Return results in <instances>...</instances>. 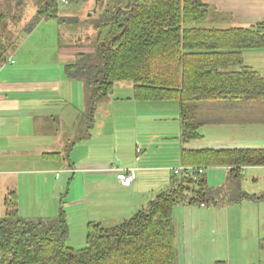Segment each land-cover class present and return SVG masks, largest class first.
<instances>
[{"label": "trees", "instance_id": "16d2710c", "mask_svg": "<svg viewBox=\"0 0 264 264\" xmlns=\"http://www.w3.org/2000/svg\"><path fill=\"white\" fill-rule=\"evenodd\" d=\"M14 1L12 16L0 13V61L15 43L14 26L28 2L36 12L21 30L27 35L58 6L57 0ZM212 14L201 0H109L93 22V51L75 55L64 65V77L84 83L90 115L118 83L131 84L132 99L139 103L177 102L180 141L199 140L202 127L223 121L216 112L264 102L263 76L245 67L230 71L243 66L244 51L264 50V24L209 28ZM46 157L60 160L59 154ZM181 162L194 172L172 174L167 191L119 225L89 222L81 250L68 246L62 200L56 217L25 219L19 216L16 192H7L0 264H178L174 206L216 204L204 171L231 168L240 178L242 168L264 167V150H182ZM243 200L263 201L264 196L239 192L229 203Z\"/></svg>", "mask_w": 264, "mask_h": 264}, {"label": "crops", "instance_id": "0c3cea01", "mask_svg": "<svg viewBox=\"0 0 264 264\" xmlns=\"http://www.w3.org/2000/svg\"><path fill=\"white\" fill-rule=\"evenodd\" d=\"M9 1L0 0V5H9ZM201 1L213 12L209 28L264 24V0ZM15 3L14 0L10 3L14 9ZM75 41L78 45L80 39ZM76 51L64 53L62 63L66 65L82 53ZM14 54L11 52L5 61H0V183L6 193L13 189L18 193V213L21 211L18 183L25 180L19 176L37 175L50 181L49 176L53 175L55 180L61 173L71 175L67 197L62 200L59 194L67 223L80 224L82 230L89 222L109 228L130 219L169 189L174 171L185 168L182 150H264V102L216 112L222 117L220 124L202 127L198 132L201 139L183 144L177 102L139 103L132 99L129 87L131 96L126 103L117 104L128 105L135 112L144 111L145 118L135 116L133 130L122 131L129 141L122 143L121 131L117 133L115 124L107 128V122L96 120L99 103L89 114L84 89L73 85L79 81L67 80L64 75L41 78L45 76H34L20 67L8 69L16 64ZM56 58L59 60V56ZM243 67L264 77V50L244 51L243 66L230 71L237 72ZM75 90L80 97V105L76 107L72 102ZM105 136L113 139L110 152H128L130 159L124 167L134 171L130 186H122L116 175L108 172L111 166L104 162L107 155H103L105 146L100 143ZM9 143L14 146L11 150L5 146ZM79 147L83 149L77 156L74 152ZM91 151L97 156H90ZM46 154H59L60 160L47 159ZM9 158L14 162L12 168H5L6 164L3 168V161ZM31 160L37 164L28 168L26 162ZM231 170L212 167L205 173L207 187L219 191L216 204L174 206L178 264H264V200L229 203L239 192L264 196V167L242 168L237 179ZM77 174L80 175L75 177ZM249 179L253 185L250 189L246 187ZM55 201L56 198L55 213L49 215L58 213Z\"/></svg>", "mask_w": 264, "mask_h": 264}, {"label": "rangeland", "instance_id": "374dc122", "mask_svg": "<svg viewBox=\"0 0 264 264\" xmlns=\"http://www.w3.org/2000/svg\"><path fill=\"white\" fill-rule=\"evenodd\" d=\"M108 1L109 0H70V4L66 7L58 5L55 9L53 17L42 20L29 36L21 32L36 12L32 2H28L24 9L19 13L21 16L20 22L14 26L18 32V34L15 35V43L2 57L1 61H5L10 53L14 52V61L16 64L15 66H9L8 69H17L18 67L24 68L26 73L33 74L34 76H45L41 78H48L50 76L53 78V75H55V77L64 75L63 66L65 63H62V55L64 53L71 50L75 52L77 49H79L80 52L93 51V44L95 41L93 22L98 17L99 11L105 7ZM8 4L9 5L6 6L4 4L0 5V13L12 16L14 13L13 6L10 2ZM76 39H80V42L78 41L79 43H77L78 45H76ZM57 56H59V60L56 58ZM73 85H77L75 86L77 88L78 85H80L82 89H84L87 96L86 88L83 82H78V84ZM131 86L132 85L129 83H118L115 86L114 92L108 96L106 100L103 102H101L102 100L97 102L100 104V110L96 120H101L105 123L107 122V128L108 125L115 124L117 133L121 131L120 142L122 143L129 141V136H125L122 131L129 132V129L133 128V122L136 120L135 116L138 117V119L140 117H142L140 119L145 118L144 111L135 112L133 109L128 108V105L117 104L118 101L126 103V98L131 96L129 88ZM61 90L63 92V87ZM76 94L75 90L74 96L72 97V102L75 107L76 104L80 105L78 104V99L80 97ZM105 131L106 130H104V132ZM104 138V140L100 141V143L105 146L103 147L105 148V153L103 155L108 156L111 154L110 157H104L105 160H107L104 162H108V165L114 166L117 169L127 170L124 165H127V162L130 159L128 152L121 150L118 152H110V146L113 139L106 136ZM5 146L9 150L14 147L11 143ZM82 149L83 148L79 147L74 153L79 156ZM62 151L63 150H61V152ZM89 154L92 157L97 156L92 151ZM4 161L3 164L1 162L3 168L5 164V168H12V164L14 163L12 159H7L5 163ZM26 163H29L26 164L29 168L33 167L34 164H37V161L31 160ZM206 171L207 170H205L204 173H207ZM78 175L80 174L75 175V177H78ZM19 177L20 179H25L24 182L19 180L20 182L18 183L20 188L19 208L21 210L19 216L25 219L49 218V216H51V218L56 217L58 213L55 215H49L55 213L54 198H56L55 206L56 209H58L60 197L62 196V200L67 197L65 195L66 188L67 183L71 182V175L69 176L60 173L58 178L55 180L52 175L49 176L51 178L50 181H44L43 177H38L37 175H25ZM251 182L252 181H250V179L247 181L246 187L248 189L253 186ZM218 193L219 191L216 194ZM5 195L6 192L3 191V186L0 183V217L4 215L2 200ZM72 197L73 195L70 194V198ZM27 216H29V218H27ZM68 226L70 230L68 246L75 250L85 248L86 228L82 230L80 224L74 225L73 222L69 223Z\"/></svg>", "mask_w": 264, "mask_h": 264}, {"label": "built area", "instance_id": "2783aa9c", "mask_svg": "<svg viewBox=\"0 0 264 264\" xmlns=\"http://www.w3.org/2000/svg\"><path fill=\"white\" fill-rule=\"evenodd\" d=\"M70 4V0H57V5L60 6H68ZM10 63H13V61H10ZM108 172H112L116 175L117 179L120 181L121 185L124 187L130 186L133 182L134 175H133V170L132 169H127V170H120L117 169L114 166H111L109 169H107ZM198 173H203V170L199 169L197 170ZM194 172V169L192 168H179L174 171L175 174H180V173H185V174H191Z\"/></svg>", "mask_w": 264, "mask_h": 264}]
</instances>
